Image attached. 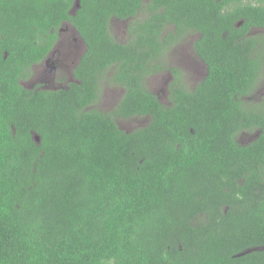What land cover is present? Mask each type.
Listing matches in <instances>:
<instances>
[{"label":"trees","instance_id":"1","mask_svg":"<svg viewBox=\"0 0 264 264\" xmlns=\"http://www.w3.org/2000/svg\"><path fill=\"white\" fill-rule=\"evenodd\" d=\"M66 24L75 81L25 87ZM189 34L192 89L166 60ZM263 68L264 0H0V264H264ZM166 69L168 105L146 85Z\"/></svg>","mask_w":264,"mask_h":264},{"label":"rangeland","instance_id":"2","mask_svg":"<svg viewBox=\"0 0 264 264\" xmlns=\"http://www.w3.org/2000/svg\"><path fill=\"white\" fill-rule=\"evenodd\" d=\"M131 21H120L118 19H113L111 21V32L114 38L121 42L126 43L129 40L128 26ZM262 31H259L261 33ZM78 34L75 29H72L66 24L61 28V34L59 37L60 46L57 47L56 51L66 53L71 47L68 44L72 40H76ZM196 34L187 35L178 45H175L172 49L168 51L167 54V67L172 68L176 67L181 71V80L185 84L186 88L192 89L200 82L206 75V67L203 62H201L194 52V43L196 41ZM79 39V38H78ZM72 44H74L72 42ZM79 47V48H78ZM78 50L83 49L84 46L78 45ZM43 67H38L34 70V75L29 80L26 81L29 87L39 84L42 81ZM264 69V68H263ZM45 70V69H44ZM53 78L56 77L52 75ZM50 79H53V78ZM174 75L168 70H164L161 73L148 77L146 85L148 89L155 94H157L163 104H170V92L169 88L171 83L174 81ZM62 82V81H61ZM53 85L51 82L49 83ZM103 94L98 101V104L95 106L99 110L108 111L115 107L119 99L123 95V90L121 87L112 85L108 81L103 84ZM264 99V70L263 74L260 76V82L257 85V88L253 95L250 98H246V101H251L253 103L260 102ZM256 101V102H254ZM150 122V119L145 118H132L128 120L120 121L119 124L121 128L132 132L136 129L146 127ZM257 135V132H242L238 140L242 144H248L253 141Z\"/></svg>","mask_w":264,"mask_h":264},{"label":"flooded vegetation","instance_id":"3","mask_svg":"<svg viewBox=\"0 0 264 264\" xmlns=\"http://www.w3.org/2000/svg\"><path fill=\"white\" fill-rule=\"evenodd\" d=\"M69 27V25H68ZM61 31V30H60ZM61 32L59 33L60 37ZM79 38V39H78ZM78 38L76 40H72L68 46L71 47V49L66 52V53H61L57 52L56 49L58 46H60V40L53 46L52 50L50 53L47 55L46 59L44 62L40 65H34L32 70H33V75H34V70L38 67H43V73H42V81L39 84H35L31 87H29L26 83V81L22 82V84L29 88V89H34L37 86H39L40 89H58V88H63L65 85L69 82L75 81L73 77V70L75 69L77 63L81 59V56L86 50V46L84 41L81 39V37L78 34ZM72 42L74 44H72ZM84 46L83 49L78 50V45ZM78 47V48H77ZM56 77L53 78L52 75H55ZM33 77V76H32ZM53 79H50V78ZM63 82H61V81ZM66 80V81H65ZM52 83L53 85L49 84Z\"/></svg>","mask_w":264,"mask_h":264},{"label":"water","instance_id":"4","mask_svg":"<svg viewBox=\"0 0 264 264\" xmlns=\"http://www.w3.org/2000/svg\"><path fill=\"white\" fill-rule=\"evenodd\" d=\"M78 6H79V2H78ZM35 140H37L38 142L40 141V138L38 136L35 137Z\"/></svg>","mask_w":264,"mask_h":264}]
</instances>
